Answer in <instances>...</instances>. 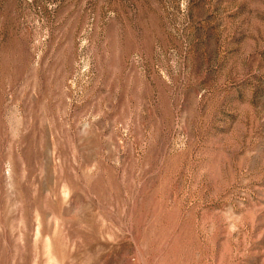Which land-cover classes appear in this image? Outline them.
Returning a JSON list of instances; mask_svg holds the SVG:
<instances>
[{
  "label": "rangeland",
  "instance_id": "374dc122",
  "mask_svg": "<svg viewBox=\"0 0 264 264\" xmlns=\"http://www.w3.org/2000/svg\"><path fill=\"white\" fill-rule=\"evenodd\" d=\"M0 264H264V0H0Z\"/></svg>",
  "mask_w": 264,
  "mask_h": 264
}]
</instances>
